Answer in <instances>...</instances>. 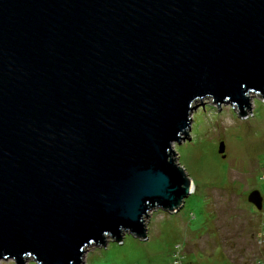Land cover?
I'll list each match as a JSON object with an SVG mask.
<instances>
[{"label":"water","instance_id":"1","mask_svg":"<svg viewBox=\"0 0 264 264\" xmlns=\"http://www.w3.org/2000/svg\"><path fill=\"white\" fill-rule=\"evenodd\" d=\"M253 94L264 0H0V260L84 264L147 237L190 193L173 144L194 101L243 116Z\"/></svg>","mask_w":264,"mask_h":264},{"label":"rangeland","instance_id":"2","mask_svg":"<svg viewBox=\"0 0 264 264\" xmlns=\"http://www.w3.org/2000/svg\"><path fill=\"white\" fill-rule=\"evenodd\" d=\"M201 100L193 103L189 135L173 144L191 180L183 205L151 210L147 237L125 233L121 241L89 245L84 264H174L180 254L183 264H264V205L247 200L253 190L264 198V97L251 95L243 116L232 103Z\"/></svg>","mask_w":264,"mask_h":264},{"label":"built area","instance_id":"3","mask_svg":"<svg viewBox=\"0 0 264 264\" xmlns=\"http://www.w3.org/2000/svg\"><path fill=\"white\" fill-rule=\"evenodd\" d=\"M180 257H181V254L179 255ZM180 257H178V255L177 256H175V259H174V264H183V262H182V258H180Z\"/></svg>","mask_w":264,"mask_h":264},{"label":"flooded vegetation","instance_id":"4","mask_svg":"<svg viewBox=\"0 0 264 264\" xmlns=\"http://www.w3.org/2000/svg\"><path fill=\"white\" fill-rule=\"evenodd\" d=\"M247 200H248V198H247ZM249 201V200H248ZM249 203L252 205V206H254L255 208H256V206H255V204H253L252 202H250L249 201ZM263 203H264V198H263ZM264 205V204H263ZM257 209V208H256Z\"/></svg>","mask_w":264,"mask_h":264},{"label":"bare ground","instance_id":"5","mask_svg":"<svg viewBox=\"0 0 264 264\" xmlns=\"http://www.w3.org/2000/svg\"><path fill=\"white\" fill-rule=\"evenodd\" d=\"M190 130V129H189ZM190 188V187H189ZM180 209V208H179ZM122 239H123V236H122ZM108 243V241L106 242V244ZM85 255V254H84Z\"/></svg>","mask_w":264,"mask_h":264},{"label":"trees","instance_id":"6","mask_svg":"<svg viewBox=\"0 0 264 264\" xmlns=\"http://www.w3.org/2000/svg\"><path fill=\"white\" fill-rule=\"evenodd\" d=\"M178 257H180V256H178Z\"/></svg>","mask_w":264,"mask_h":264}]
</instances>
